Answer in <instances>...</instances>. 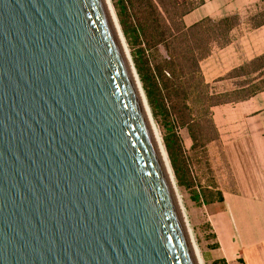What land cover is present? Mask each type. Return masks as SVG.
<instances>
[{"label": "water", "instance_id": "water-1", "mask_svg": "<svg viewBox=\"0 0 264 264\" xmlns=\"http://www.w3.org/2000/svg\"><path fill=\"white\" fill-rule=\"evenodd\" d=\"M0 264H198L105 0H0Z\"/></svg>", "mask_w": 264, "mask_h": 264}, {"label": "rangeland", "instance_id": "rangeland-1", "mask_svg": "<svg viewBox=\"0 0 264 264\" xmlns=\"http://www.w3.org/2000/svg\"><path fill=\"white\" fill-rule=\"evenodd\" d=\"M107 2L114 21L117 27L120 28L119 35L126 50L131 68L134 73L136 72V78L142 87V94L148 107L149 120L158 141V145L164 155L165 164L167 168H169V176L198 264H208L206 261L210 247L207 239L208 233L210 232V212L219 210L222 205L216 204L215 206L208 207L206 204V194H208V192L217 193L213 186L216 184V181L220 188L229 184L223 160L218 150L216 148H211L210 151H207L205 148L210 140H215L216 138L215 124L212 119L214 108H212V106L216 103L228 100V98L220 95L227 92L230 93L237 88L236 86L238 84L245 80L240 79L221 84L214 81L205 84L204 81H202V71H197V66L200 67L199 64H197V58H199L200 55L196 54L192 60L186 63L187 67L195 70L193 79H191L194 86L191 90L185 87L184 84L190 81L188 78L174 79L172 81L174 92L172 93L169 88L171 83L168 82L166 84V80L164 82L158 74L159 71L165 70L174 62L176 63V58H174L175 56L171 49L170 42H163L148 50L142 42L137 43L130 36L129 31H131V26L135 27L137 23L136 19L133 17L134 11L130 5L128 14H125L122 4L123 0H107ZM163 17L166 19L165 14H163ZM122 21L125 22V25L128 24L130 27L127 34L124 33V30H122L120 26ZM247 21L251 22V26L264 22V0H261L259 7L252 12V15L244 23L247 24ZM143 49L145 52H143ZM138 62L141 64L146 63V73L154 79L158 85L157 87L161 91V93L155 91V108L148 103V97L145 91L146 88H144V84L136 69ZM207 63H205L204 66ZM228 71V69L214 71V77L222 76ZM214 77L208 75L207 79L212 81ZM256 78L264 79V66L261 68L259 74L255 76V79ZM147 87L150 91H153L152 83L151 86L147 83ZM242 110L243 109L239 107L237 111L242 112ZM191 121H195L196 124L195 133L197 141L195 144L186 126L189 125ZM237 140L238 142L235 143V147L238 151L237 155L242 167V164L245 162L244 159L248 154L247 152L241 153L240 148L237 147L240 146L241 148L245 147L247 149L249 139L237 138ZM250 155H252V152L249 153V156ZM172 158L175 159L177 170L173 167ZM233 198L234 202L239 204L236 208L232 205ZM240 202H243L245 207L248 208V214H241L242 211H238L241 207ZM223 207L225 211L229 213L227 216L229 222L233 224L231 235L234 239L239 240L236 244L238 248L241 244V233H248L249 229L247 228L252 227V225L257 226L260 218L261 222H263V215L260 214L259 220H257V217L252 212L258 211L260 213L263 209L260 208V204H255L248 200L245 201V198H241L233 193L232 195H227V204Z\"/></svg>", "mask_w": 264, "mask_h": 264}, {"label": "crops", "instance_id": "crops-1", "mask_svg": "<svg viewBox=\"0 0 264 264\" xmlns=\"http://www.w3.org/2000/svg\"><path fill=\"white\" fill-rule=\"evenodd\" d=\"M178 1L180 3L199 2V6L184 18L186 27H191L206 18L218 21L234 16H238L244 23L261 2V0ZM262 54H264V26L252 32L239 34L232 45L215 52L212 57L202 62L201 67L207 82L211 83ZM205 63L207 64L204 66ZM221 69L229 71L222 76L214 77V71ZM208 75L214 77L212 81L207 79ZM239 107L243 109L242 112L237 111ZM213 117L220 134V148L217 150L223 160L229 184L223 188L219 186L224 202H215L208 206L222 205L219 210L210 212V232L207 237L210 247L206 262L208 264H264V93L240 104L214 108ZM237 138L249 139L247 149L237 147L240 148L241 153L248 154L244 159L245 162L243 161V169L235 147ZM251 152L252 155L249 156ZM229 193L237 194L245 198V201L260 204V208L263 209L259 210L260 213L252 212L257 220L260 214L263 215V222L260 218L257 226L252 225L247 228L248 233H241V244L238 248L236 244L239 240L231 235L233 224L229 222L227 217L229 213L223 207L227 204ZM240 204L238 211H242L241 214H248L245 204L243 202ZM232 205L235 208L239 205L234 202V198Z\"/></svg>", "mask_w": 264, "mask_h": 264}, {"label": "trees", "instance_id": "trees-1", "mask_svg": "<svg viewBox=\"0 0 264 264\" xmlns=\"http://www.w3.org/2000/svg\"><path fill=\"white\" fill-rule=\"evenodd\" d=\"M122 4L125 14H128V9L130 7L134 11L133 17L136 19L137 23L135 27L131 26V31H129L130 36L134 41L137 43L142 42L148 50L163 42H170L171 49L175 56L174 58H176V63L174 62L165 70L159 71L158 74L164 82L166 80V84L168 82L171 83L169 88L172 93L174 92L172 84L174 79L188 78L190 81L184 84L185 87L191 90L194 86L191 79H193L195 70L187 67L186 63L192 60L196 54L200 55L199 58H197V64H199L200 67L195 63L197 71H202V81H204L205 84H209L201 67L202 62L212 57L215 52L232 45L242 32H252L264 26V22L251 26L250 21H247V24L242 23L238 16H234L218 21L206 18L191 27H186L184 18L199 6V2L196 1L179 3L177 0H123ZM163 14L166 15V19L163 17ZM120 26L122 27V30H124V33L127 34L128 29L130 28L129 25H125V22L122 21ZM143 52H145L144 49ZM263 66L264 54L231 70L225 76L216 79V83L240 79L245 81L238 84L236 86L237 88L230 93L227 92L220 95L228 98V100L216 103L212 108L240 104L264 93V79H261L262 76L261 78L255 79V76L259 74ZM136 69L142 83L144 84V88H146L145 91L148 97V103L155 108V91L157 93H161V91L157 87L158 85L154 79L146 73V63L141 64L138 62ZM147 83L150 84V86L152 83L153 91H150L147 87ZM212 119L215 124L216 138L215 140H210L206 144L205 148L207 151H210L211 148H220V134L214 121V117H212ZM186 126L188 127L191 133V138L195 144L197 141L195 121H191V123ZM172 164L174 169L177 170L178 168L174 158H172ZM213 186L217 193L208 192V194H206V204L208 206L215 202H224L223 194L219 190L217 181Z\"/></svg>", "mask_w": 264, "mask_h": 264}, {"label": "bare ground", "instance_id": "bare-ground-1", "mask_svg": "<svg viewBox=\"0 0 264 264\" xmlns=\"http://www.w3.org/2000/svg\"><path fill=\"white\" fill-rule=\"evenodd\" d=\"M105 2H106V4H107V6H108V9H109V12H110V16H111V18H112V21H113L114 27H115V29H116V33H117V35H118V38H119V40H120V42H121V44H122V47H123L124 52H125V55H126V54H127V53H126V50H125V48H124V45H123V43H122V41H121V38H120V35H119V29H120V28L117 27V25H116V23H115V21H114V18H113V16H112L111 11H110V7H109V5H108L107 0H105ZM126 58H127V60H128L127 55H126ZM128 63H129L130 69H131V71H132V75H133V77H134V80H135L136 86H137V88H138V91H139V93H140L141 100H142V104H143V106H144V110H145V112H146V115H147V118H148V122H149L150 128H151L152 133H153V135H154V138H155V141H156V145H157L158 151H159L160 156H161V158H162V161H163V165H164V168H165L166 174H167V176H168L169 181L171 182V179H170V176H169V168H167V166H166V164H165V161H164V155H163L162 150L160 149V147H159V145H158V141H157V139H156V136H155L154 131H153V129H152V125H151L150 120H149L148 107H147V104H146L145 98H144V96H143V94H142V90H141L142 87L140 86V84H139V82H138V80H137V78H136V75H135L136 72L134 73V71H133L132 68H131V65H130L129 60H128ZM137 77H138V76H137ZM171 185H172V187H173L172 182H171ZM173 189H174V188H173ZM180 212H181V211H180ZM181 215H182V214H181ZM184 223H185V222H184ZM193 250H194V249H193ZM194 253H195V252H194ZM195 256H196V255H195ZM196 259H197V258H196ZM197 262H198V261H197Z\"/></svg>", "mask_w": 264, "mask_h": 264}]
</instances>
